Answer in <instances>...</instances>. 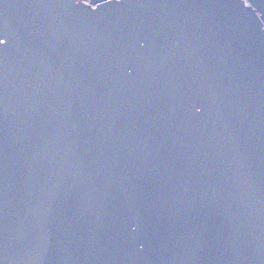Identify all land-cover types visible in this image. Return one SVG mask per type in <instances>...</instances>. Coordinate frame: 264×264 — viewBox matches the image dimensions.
<instances>
[{
	"label": "water",
	"instance_id": "obj_1",
	"mask_svg": "<svg viewBox=\"0 0 264 264\" xmlns=\"http://www.w3.org/2000/svg\"><path fill=\"white\" fill-rule=\"evenodd\" d=\"M0 264H264V0H0Z\"/></svg>",
	"mask_w": 264,
	"mask_h": 264
}]
</instances>
